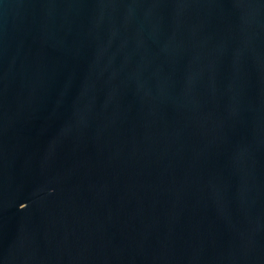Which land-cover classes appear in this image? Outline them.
Here are the masks:
<instances>
[{"label":"water","instance_id":"95a60500","mask_svg":"<svg viewBox=\"0 0 264 264\" xmlns=\"http://www.w3.org/2000/svg\"><path fill=\"white\" fill-rule=\"evenodd\" d=\"M0 264H264V0H0Z\"/></svg>","mask_w":264,"mask_h":264}]
</instances>
